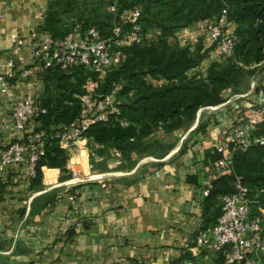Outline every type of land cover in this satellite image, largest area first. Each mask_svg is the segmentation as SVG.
Wrapping results in <instances>:
<instances>
[{
	"label": "crops",
	"instance_id": "1",
	"mask_svg": "<svg viewBox=\"0 0 264 264\" xmlns=\"http://www.w3.org/2000/svg\"><path fill=\"white\" fill-rule=\"evenodd\" d=\"M53 1L0 0V75L13 73L0 89V148L41 129L36 120L16 129L11 110L27 98L40 105L46 71L31 64L29 37L46 33ZM200 38L205 51L210 41L204 24L196 23L179 29L172 43L192 47ZM18 39L25 41L19 52L14 48ZM214 60L207 55L203 73ZM10 61L14 69L3 72ZM24 70L32 75L23 78ZM146 81L154 87L165 84ZM111 96L116 101L115 91ZM236 96L224 92L216 107ZM229 110H200L192 127L174 132L173 145L160 155H132L128 161L85 139L61 148L65 171L42 167L39 180L29 178L25 165L0 168V264H177L186 254L193 257L194 236L211 211L202 192L221 131L231 123ZM202 116L208 120L201 130ZM212 257L206 251L195 258L202 263Z\"/></svg>",
	"mask_w": 264,
	"mask_h": 264
},
{
	"label": "trees",
	"instance_id": "2",
	"mask_svg": "<svg viewBox=\"0 0 264 264\" xmlns=\"http://www.w3.org/2000/svg\"><path fill=\"white\" fill-rule=\"evenodd\" d=\"M111 6L115 7L114 13L109 11ZM134 7L141 10L143 42L125 50L122 64L110 71L96 90L103 98L115 91L119 117L94 124L83 134L89 145L114 149L128 161L132 155H156L149 152L152 145L147 141L151 136L158 132L170 135L190 127L201 109L222 103L224 92L236 94L241 78L249 73L245 68L264 63V0H55L43 32L59 40L79 24L82 32L95 27L102 36H108L112 24ZM223 11L227 29L236 39L233 56L215 58L204 73L196 71L204 56L213 52L209 28ZM196 23H203L208 30L207 50H202L201 41L192 47L172 43L179 29ZM146 79L162 80L165 84L154 87ZM43 82L44 93L38 106L46 113L32 120L53 134L51 127L69 125L78 117V96L84 93L86 76L82 68L68 72L53 68L46 71ZM120 119L127 122L126 127L120 126ZM255 136L264 140V122ZM153 143L160 146L156 141ZM66 161L57 139L48 138L34 180L41 178L42 167L65 171ZM235 176L248 191L252 213L264 210V145L235 154L232 173L212 182L205 198L207 210L211 211L203 229L215 225L221 213L220 198L234 192ZM211 261L224 264L225 258L222 253H215ZM188 262L200 264L187 254L177 264ZM259 264H264V256L259 258Z\"/></svg>",
	"mask_w": 264,
	"mask_h": 264
},
{
	"label": "built area",
	"instance_id": "3",
	"mask_svg": "<svg viewBox=\"0 0 264 264\" xmlns=\"http://www.w3.org/2000/svg\"><path fill=\"white\" fill-rule=\"evenodd\" d=\"M111 13L115 7L109 8ZM141 10L134 7L112 24L108 36H102L95 27L82 32L79 24H75L62 39H54L48 33H41L36 39L31 34L29 41L32 46L31 64L41 70L58 68L63 72L82 68L86 82L84 93L78 96L80 111L78 117L69 125H62L48 133L44 129L27 134L22 141H15L9 146L0 148V168L10 165H25L29 178L36 177V167L44 156L45 141L55 138L60 148H68L85 140L83 134L90 126L105 123L110 118L119 117L117 104L112 96L101 97L96 93L98 85L108 73L117 69L125 59V50L142 44V28L139 24ZM226 13L222 12L218 21L209 28L210 41L213 44V55L216 58H230L236 39L227 28ZM25 45L23 39L15 43V51L19 52ZM14 62L6 64L2 71L14 69ZM13 73L0 75V89L5 88L6 78ZM31 70H24L23 78H29ZM229 106L232 112L231 123L221 131V140L215 146L218 158L210 170L204 197L208 196L212 182L219 176L232 173L233 158L238 152H246L254 146H263L264 140L255 136L260 124L264 122V81L256 85L253 81L250 91L236 96L224 104L214 107L221 109ZM46 111L30 98L12 105L11 119L14 127L24 130L26 125L36 116ZM121 127L127 122L120 119ZM79 178L80 172H74ZM234 192L220 198L221 213L215 225L199 230L193 241V257L203 252L222 253L224 264H259L258 254L264 256V211L256 214L251 211L248 191L241 179L234 177ZM212 259H205L200 264H212ZM186 264H192L188 262Z\"/></svg>",
	"mask_w": 264,
	"mask_h": 264
},
{
	"label": "rangeland",
	"instance_id": "4",
	"mask_svg": "<svg viewBox=\"0 0 264 264\" xmlns=\"http://www.w3.org/2000/svg\"><path fill=\"white\" fill-rule=\"evenodd\" d=\"M227 29V28H226ZM207 28L204 26V34L207 33ZM228 31V29H227ZM229 32V31H228ZM202 39H196L195 42L193 41L192 42V46H195L197 41L200 42ZM210 53L206 54L203 58V60H206L207 59V55H209ZM213 55V53H211ZM214 58H216L214 55H213ZM203 60L202 62L200 63L199 67L196 68V71H199L202 73V64H203ZM202 69V70H201ZM245 71L246 72H249L248 74H245L240 82L238 83L237 87H236V94L237 96H242L244 94H247L249 91H250V86H251V83L252 81L256 84V85H259L260 83H262L264 81V63L257 66V67H252V68H245ZM116 102V101H115ZM216 107V106H215ZM226 108H230L229 106H226L224 109ZM202 110V109H201ZM229 112H231L229 110ZM207 119H203V116L199 119V128L203 129L206 124H207ZM196 121V119H195ZM194 121V122H195ZM194 122L192 123V125L194 124ZM192 125L190 127H192ZM158 142L160 144V146L156 145L154 146L153 142ZM149 144L148 145H152V146H148L149 147V152L150 153H156L157 155H160L162 154V152L165 151V148H167L168 146H171L173 145V142H174V137H172V134L170 135H165L164 133H158L156 135H154V137L150 138L148 141H147ZM147 146V145H146ZM91 147V146H90ZM262 210V209H260ZM264 211V210H263Z\"/></svg>",
	"mask_w": 264,
	"mask_h": 264
},
{
	"label": "water",
	"instance_id": "5",
	"mask_svg": "<svg viewBox=\"0 0 264 264\" xmlns=\"http://www.w3.org/2000/svg\"><path fill=\"white\" fill-rule=\"evenodd\" d=\"M258 257H261V254H258Z\"/></svg>",
	"mask_w": 264,
	"mask_h": 264
}]
</instances>
